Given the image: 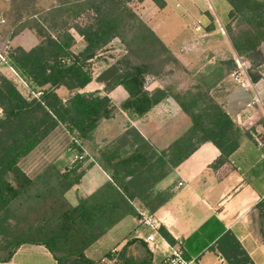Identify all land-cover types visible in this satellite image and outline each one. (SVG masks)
Returning <instances> with one entry per match:
<instances>
[{"label": "trees", "instance_id": "1", "mask_svg": "<svg viewBox=\"0 0 264 264\" xmlns=\"http://www.w3.org/2000/svg\"><path fill=\"white\" fill-rule=\"evenodd\" d=\"M128 1L59 0L53 10L60 25L51 24L59 27L56 34L36 23L34 29L41 37L37 44L29 49L15 46L7 51L6 63L27 84L31 94L25 96L11 79L0 74V254L4 255L0 261L9 260L17 247L30 243L47 248L56 264H99L86 256L85 250L126 215L139 216V209L154 212L169 200L172 190H157L156 184L201 143L210 141L219 149L213 167L227 161L239 145V126L211 94L212 87L234 68L231 58L208 64L184 90L173 84L146 90V75H157L149 62L118 59L93 77L90 61L115 37L131 52L132 45L143 43L152 57L156 53L172 54L126 5ZM226 1L230 5L228 18L246 26L236 35L230 27L226 28L234 50L253 66L260 65L264 62L259 48L264 44V0ZM153 2L160 8L166 5L165 0ZM89 11L91 15L86 21L67 26L69 18ZM69 28L85 42L79 51L72 49L76 40ZM258 78V74H252L253 82ZM93 79L104 84V94L78 91ZM117 85L128 93L119 107L131 119L143 117L156 104L172 97L189 116L191 125L163 150L152 146L134 127L127 128L100 147L91 159L111 180L72 205L64 193L84 173L78 164L70 163L62 172L48 169L32 177L19 163L56 128L66 133L67 146L71 135L83 144L91 142L100 121L113 116L115 105L108 93ZM60 86L70 92L65 100L56 92ZM37 92L38 96L32 94ZM134 201L139 205H134ZM159 232L170 244L176 242L163 226ZM260 232L264 237V229ZM135 241L127 240L120 249L107 252L109 264H152L149 251L144 249L139 256L128 252ZM216 248L228 264L249 262L230 232L219 238ZM117 256L119 260L114 262Z\"/></svg>", "mask_w": 264, "mask_h": 264}, {"label": "crops", "instance_id": "2", "mask_svg": "<svg viewBox=\"0 0 264 264\" xmlns=\"http://www.w3.org/2000/svg\"><path fill=\"white\" fill-rule=\"evenodd\" d=\"M166 6L161 9L153 6V11H164ZM210 12L191 4L173 14L170 12L167 18L159 17L149 22L173 56L191 70L189 82L191 80L192 84L197 77L193 69L202 59L204 62L200 64L199 73L204 72L208 64L229 58V52L231 55L236 52L227 32L222 34L217 24H212ZM228 12L225 22H220L222 26L229 19ZM198 20L204 27L202 34L194 32L193 24ZM258 71L261 76L252 89L240 88L228 74L211 89L216 101L240 129L239 145L227 161L213 167L220 151L212 142L205 141L155 186L157 190L169 189L173 193L152 214L159 227L163 226L175 241H182L184 256L193 260V264H228L216 248L217 241L226 232L235 236L249 257L248 264H264V237L260 232L264 229V68L259 67ZM147 76H151L150 82L146 81ZM146 79V90L164 88L165 81L156 75L147 74ZM103 88V83L93 79L78 91L104 94ZM56 92L63 100L70 94L63 86ZM255 92L260 103L247 108L246 104ZM108 96L115 105L113 116L97 125L93 140L89 142L92 145L88 148L89 156L74 163L80 166L79 169H84V173L79 182L64 193L72 205L77 204L79 197L92 193L111 180L110 175L91 159L98 154L100 147L115 140L127 128L134 127L152 146L163 150L191 125L189 116L172 97L156 104L143 117L131 119L119 107L121 101L128 97L125 88L117 85ZM67 143L64 130L56 128L19 164L32 177L48 169L62 172L71 163L72 153L66 149ZM133 203L139 205L137 201ZM150 232V228L139 221V216L126 215L91 244L85 254L95 259L120 249L127 240L135 239L129 246L132 254L139 256L145 249L150 252L152 262L156 263L166 253L168 242L156 237L157 247L152 251L143 240ZM0 264H56V259L43 245L24 243L15 249L9 260L0 261Z\"/></svg>", "mask_w": 264, "mask_h": 264}, {"label": "rangeland", "instance_id": "3", "mask_svg": "<svg viewBox=\"0 0 264 264\" xmlns=\"http://www.w3.org/2000/svg\"><path fill=\"white\" fill-rule=\"evenodd\" d=\"M165 1L167 6L164 11H153V6L158 9H161L153 2V0H130L126 3V5L150 28L151 26L149 22H151V20H156L159 17L167 18L170 12L171 14H173L175 11L177 12L182 10L183 7H185L186 5H196L201 9H208L212 11V13L210 12V20L212 24H217L219 32L224 34L220 29V22H225V20L227 19V11L229 10L230 6L226 0ZM58 4L59 0H0V74H3L9 79H11L25 96L31 94L29 89L24 85L22 80L6 63L4 58L7 54V51L12 47L21 46L24 49H28L40 41L41 37L37 35L34 29V25L36 23L40 26L45 27V30L51 33L52 35L56 34V32L59 31V27H57L56 29L54 27H51V24L52 22H56L57 25H60V19L57 18L56 20L54 18L57 12L53 10V8H56ZM90 15L91 12L89 11L75 19L69 18L67 21V26H71L76 21L84 22L88 19ZM197 22L193 24V26H196L198 24L200 25V29H195L194 32L199 34L204 33V27L202 23L199 20ZM223 27L224 32H226L227 27H230L232 33L235 35L240 30L246 28L245 25L240 24L234 20L231 21L230 19H228V21L223 25ZM69 31L74 35L76 40L74 45L72 46V49L74 51L81 50L83 48V45L85 44L84 40L80 35L75 32L73 28H69ZM156 35L159 37L157 33ZM128 48L129 47L123 41H121L120 38H113L106 45V47L99 51L97 53V56L90 61V67L92 69L93 75L99 70H102L109 63L121 59L128 60L132 63L149 62L151 64L152 72L157 74L156 77L165 81L163 83L164 87L170 84H174L177 89L184 90L192 85L191 80L189 82V77L191 76L189 74L191 73V70H187L181 64V62H179L172 54L170 55L165 53H156L152 57L151 53H149V51L145 49L143 43L138 45H132V52L129 51ZM259 48L263 52L264 44H260ZM228 56H230L229 58L232 59L231 52L228 53ZM203 60L204 59H202V61ZM201 63H198L193 69V74H196V76L200 72L198 70L201 69ZM259 67L264 68V62L257 66H253L252 64L251 74H258L259 76H261L260 72L258 71ZM196 71L197 73H195ZM150 80L151 76H147L146 81L150 82ZM193 81L195 82L196 79H194ZM211 94H213L214 96V93ZM83 145L87 151L88 148H91L92 146L89 142H84ZM128 252L132 254L131 249L128 250ZM136 253L139 254L138 252ZM102 258H105L106 260L102 261ZM94 260H96L99 264H109L105 255L96 257ZM118 260L119 257L117 256V261L114 262H118Z\"/></svg>", "mask_w": 264, "mask_h": 264}, {"label": "built area", "instance_id": "4", "mask_svg": "<svg viewBox=\"0 0 264 264\" xmlns=\"http://www.w3.org/2000/svg\"><path fill=\"white\" fill-rule=\"evenodd\" d=\"M195 29L199 30L200 25L197 24L195 26ZM220 29L224 33V28L222 25H220ZM232 60L234 61L235 66L228 73L231 80L242 89H252L254 86V82L252 81V74H251L252 65L249 62V60L245 58L244 56L239 55L237 52H234L232 54ZM15 74L18 76L16 72ZM39 93L40 92L32 93V94L34 96H38ZM259 103H260L259 95L257 92H255L251 100L247 102L246 107L250 108L254 104H259ZM69 141H70L69 145L66 147V149L72 153L71 163L76 162V161H81L85 157L89 156L88 151L86 150V148L84 147L83 143L80 141L79 138L71 135ZM138 211H139V221L143 223L144 225L148 226L151 230V232L148 235H146L143 238V240L148 244L149 248L153 251V249L157 247V243L155 241L156 237L161 238L163 242H166L167 240L160 234L159 225L155 217L153 216L152 212H149L143 209H139ZM104 260L106 259L102 258V261ZM113 260L114 258L111 259L110 262H112ZM152 264H193V260L187 259L184 256L183 249H182V241L177 239L174 244H170L168 242L167 250L164 256L161 258L160 261L156 263L152 262Z\"/></svg>", "mask_w": 264, "mask_h": 264}]
</instances>
